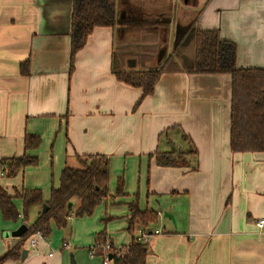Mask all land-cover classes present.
Returning <instances> with one entry per match:
<instances>
[{"label": "crops", "instance_id": "1", "mask_svg": "<svg viewBox=\"0 0 264 264\" xmlns=\"http://www.w3.org/2000/svg\"><path fill=\"white\" fill-rule=\"evenodd\" d=\"M147 2L153 0H115L114 26L94 28L71 59L72 0H0V187L12 198L20 225L28 228L37 209L23 221L19 196L42 190L27 184L28 167L9 175L2 160L63 148L66 159L50 192L65 166H77L76 155L109 159L108 196L96 207L103 218L83 217L79 235L76 219L82 218L72 211L73 247L43 238L31 247L33 234L23 245L25 259L3 264H70L71 256L76 264H102L89 250L99 235L118 247L130 243L127 204L135 199L139 210L156 214L144 227L152 234L146 264H264V231L255 226L264 219V152L230 150V75L166 70L153 93L142 97L140 88L113 74L114 56L125 50L123 70L159 66L162 55L146 64L143 54L160 35L144 17ZM170 2L179 10L172 36L188 22L179 15L196 10V30H216L235 43L237 68H264V0H199L197 8V0L192 6L190 0ZM158 38L156 47L167 43ZM25 62L28 75L20 70ZM26 134L40 138L38 148L24 152ZM165 152L187 153L189 165L159 166L154 155ZM119 179L123 196L116 195ZM49 192H42L44 201ZM18 227L0 221V257L18 244L20 238L6 236Z\"/></svg>", "mask_w": 264, "mask_h": 264}, {"label": "trees", "instance_id": "2", "mask_svg": "<svg viewBox=\"0 0 264 264\" xmlns=\"http://www.w3.org/2000/svg\"><path fill=\"white\" fill-rule=\"evenodd\" d=\"M197 16L196 11L192 16L184 19L188 20L186 27L180 35H177L171 54L162 57L158 67L148 70H123L121 62L123 58L117 54L112 62L113 74L117 81L133 88H140L142 97L153 93L161 74L166 70H182L189 74L230 75V150L232 153L264 152V68H237L235 43L221 39L216 30H196L194 24ZM115 20V0H72L70 58L73 59L75 53L85 45L88 35L94 28L113 27ZM157 39L160 41L159 38ZM188 46H192L188 55L189 64L180 66L175 63L176 61L173 62V58L180 59L181 55L186 53ZM144 50V58L150 60L152 56L150 53H154V49L144 47ZM28 68V62L20 65L23 74L28 75ZM39 145L38 136L25 135L24 152L36 149ZM154 156L156 163L161 167L189 165L188 154L185 152L157 153ZM76 159V167L65 166L62 169L59 185L57 188L51 187L48 200H43L39 189L24 191L19 196L22 201L23 221L28 219L32 209H37V217L18 244L0 257V264L7 260L19 259L23 245L31 235L39 233L43 239H48L51 223L57 228H65L72 211L75 218L89 217L108 196L109 159L104 155H76ZM1 162L7 165L9 175H14L25 167L36 166L38 159L24 155L21 158L4 159ZM116 195H125L122 179L117 182ZM127 205L130 212L127 231L131 241L125 246L127 249L120 257L117 258L112 254L109 263L146 264L148 244L138 240L139 232L144 231L148 223L155 221L156 214L153 211L139 210L136 199ZM44 206L47 210L42 212ZM0 212L5 221H16L19 218L12 198L1 187ZM104 240L99 235L94 246L100 245ZM94 254L99 256L100 251L96 249Z\"/></svg>", "mask_w": 264, "mask_h": 264}, {"label": "rangeland", "instance_id": "3", "mask_svg": "<svg viewBox=\"0 0 264 264\" xmlns=\"http://www.w3.org/2000/svg\"><path fill=\"white\" fill-rule=\"evenodd\" d=\"M195 3V0H194ZM199 0H197V3L194 4V6L197 8V6L199 5ZM171 2L170 0H160V1H154L153 3L146 4V15L144 16L145 18L149 17L151 18V23L152 26L154 28L157 29L158 33L160 34L158 37H166L167 39V43H170L171 41H173V39L175 40L176 35L172 36L174 33L171 34V26L173 24V20L175 17V14L178 10V5L174 6L173 8L170 6ZM189 5L192 6V0H190ZM179 11V10H178ZM196 13V10H194ZM185 13V12H183ZM193 12L191 13V15L194 14ZM144 14V13H143ZM186 19L187 16H183L182 14L179 15V18H183ZM144 18V19H145ZM160 24H164L168 29L166 28H162L160 29ZM173 30H175L173 28ZM151 32V31H150ZM148 33V32H147ZM157 33V35H158ZM155 37V39H157V36H153ZM146 38V36H145ZM161 41V40H160ZM160 41L152 39V41H150V45L147 47H152L154 49V53H150L152 56L150 57V60L146 59V64L150 63L149 61H153L155 62L157 55L159 56L160 54H158L159 50H162L165 52L162 54V57H166L167 55H170L171 51L168 52L170 49L167 45V43L162 44L160 47H156V45L153 44H160ZM146 43V42H145ZM144 49V48H143ZM159 49V50H158ZM169 49V50H168ZM191 49L192 46H188L186 47L185 50V54L181 55L180 59H175L173 58V62L177 63L180 66H183V64H189V59H188V55H190L191 53ZM130 51H133L131 48L129 49ZM148 51V49H145ZM129 53V52H128ZM127 51L125 50L122 53H116L118 55H120L123 59H122V66H125V59L129 56H127ZM141 54V53H139ZM154 65H156V63H154ZM147 66V65H145ZM150 67H154L151 66ZM64 149H59V148H49L48 150H41L40 152H38V163H37V167H28L29 169L27 170V184H31V186H40L39 188L42 190L43 193H45V195L47 194V192H49V188L51 185H56L57 183V177L59 174V171L63 165L64 160L66 159V155L63 151ZM100 208H96L94 213L92 214L91 217L87 218V219H94V218H99L100 216ZM73 217V216H72ZM71 217V218H72ZM100 218H103L102 216ZM99 218V219H100ZM33 219V214H29V222L30 220ZM75 219V218H74ZM4 221V222H11V223H18L19 226L21 224V221L19 220V218L16 221H5L2 219V215L0 212V221ZM77 224H76V228H77V232L80 235L81 232L83 231V228L80 226L81 221H85L86 219L82 218V219H76ZM72 222H70V220L67 223V226L65 228H57L55 226V224L51 225V233L48 237V240H50V242L53 243V245L55 247H65V244L67 243L69 246H74L71 242L72 240L75 238L74 237V233H73V228H71L72 226ZM146 233H148L146 230H144ZM11 233V232H10ZM151 237V233H148ZM149 242V241H148ZM148 242L146 244H148ZM93 247V246H92ZM101 261V260H100ZM110 261V260H109ZM112 264V263H111Z\"/></svg>", "mask_w": 264, "mask_h": 264}, {"label": "built area", "instance_id": "4", "mask_svg": "<svg viewBox=\"0 0 264 264\" xmlns=\"http://www.w3.org/2000/svg\"><path fill=\"white\" fill-rule=\"evenodd\" d=\"M255 226L258 229L259 232L264 231V219H258L255 222ZM40 239H42V236L37 233L35 234L34 237L29 238V244L31 247H36L38 244V241H40ZM150 239V235L148 233H146L145 231H140L139 232V238L138 240L142 243H147ZM99 250L100 251V255L96 256L94 254L95 250ZM127 248L126 247H118L113 245L109 240L105 239L103 241V243H101L100 245L96 244L95 246H93L90 250H89V254L91 257H97L101 260L102 264H109V259L108 256L109 255H114L115 257H120L122 255V253L125 252Z\"/></svg>", "mask_w": 264, "mask_h": 264}, {"label": "water", "instance_id": "5", "mask_svg": "<svg viewBox=\"0 0 264 264\" xmlns=\"http://www.w3.org/2000/svg\"><path fill=\"white\" fill-rule=\"evenodd\" d=\"M160 55H162V53H159ZM69 207H71V204L69 205ZM47 210L46 206L43 207L42 212H45ZM27 227L26 225H20L16 230L12 231L11 233H7L6 236H11L14 238H21L26 232H27ZM27 251L23 250L21 252V260L23 261L26 257ZM108 259L111 260V255L108 256ZM70 264H76L74 258L71 256L70 257Z\"/></svg>", "mask_w": 264, "mask_h": 264}]
</instances>
